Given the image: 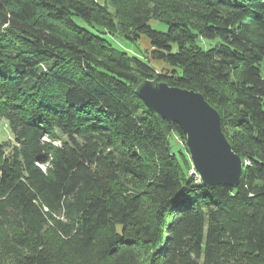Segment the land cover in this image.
I'll use <instances>...</instances> for the list:
<instances>
[{"label": "trees", "instance_id": "16d2710c", "mask_svg": "<svg viewBox=\"0 0 264 264\" xmlns=\"http://www.w3.org/2000/svg\"><path fill=\"white\" fill-rule=\"evenodd\" d=\"M143 36L161 68L110 40ZM148 79L220 113L237 187L190 173ZM0 120V264H264V0H0Z\"/></svg>", "mask_w": 264, "mask_h": 264}, {"label": "water", "instance_id": "95a60500", "mask_svg": "<svg viewBox=\"0 0 264 264\" xmlns=\"http://www.w3.org/2000/svg\"><path fill=\"white\" fill-rule=\"evenodd\" d=\"M136 94L158 117L181 127L192 167L203 185L240 184L244 162L223 131L220 113L202 93L148 79L137 86Z\"/></svg>", "mask_w": 264, "mask_h": 264}, {"label": "rangeland", "instance_id": "374dc122", "mask_svg": "<svg viewBox=\"0 0 264 264\" xmlns=\"http://www.w3.org/2000/svg\"><path fill=\"white\" fill-rule=\"evenodd\" d=\"M97 1L100 4H102V5H108V0H97ZM109 8H110V10H113L111 7H109ZM151 25H152L153 28L161 30V31H166L167 30V25L164 24V23H160V22L155 23V22H153ZM110 40H111L112 44L115 47L119 48V49H122V50H125V51H129L131 54H135V55H137L139 57H142L144 60H147V61L150 60L151 63L153 65H155L156 67H158V68H161L163 66V64L155 62V61H153L151 59V56H150V53H149V51L151 49V45H150L149 40L145 36L141 37L139 40H136V41H129V40H126V41L124 40L123 41L121 39H116L114 37H110ZM155 83H159V82H155ZM11 138H12V134L9 131L8 127L5 125V121L4 120H0V141L8 140V139H11ZM45 139H47V138H45ZM176 141H177L178 144L183 146V142L179 138H177ZM184 142H185L184 146L186 147V139H185ZM189 158H190V155H189ZM190 173L191 174L195 173L194 169H192L190 171Z\"/></svg>", "mask_w": 264, "mask_h": 264}]
</instances>
